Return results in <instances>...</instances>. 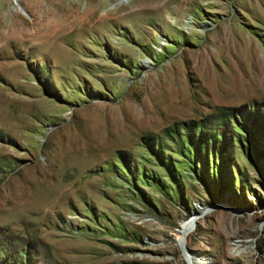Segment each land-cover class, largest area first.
Wrapping results in <instances>:
<instances>
[{"label":"rangeland","instance_id":"obj_1","mask_svg":"<svg viewBox=\"0 0 264 264\" xmlns=\"http://www.w3.org/2000/svg\"><path fill=\"white\" fill-rule=\"evenodd\" d=\"M185 252L264 264V0H0V262Z\"/></svg>","mask_w":264,"mask_h":264},{"label":"trees","instance_id":"obj_2","mask_svg":"<svg viewBox=\"0 0 264 264\" xmlns=\"http://www.w3.org/2000/svg\"><path fill=\"white\" fill-rule=\"evenodd\" d=\"M233 116L230 113H224L213 117L212 121L203 120L192 122L191 125H187L185 130V143H188V146L193 149L195 155L200 154V150L207 147L209 143H217L219 140L225 141V138L228 137V129L223 127L227 126V120ZM180 134L179 132H176ZM212 134V136H210ZM210 136V137H209ZM181 138V136H179ZM21 256L26 254L25 251L19 253ZM0 264H5L0 262ZM7 264V263H6ZM15 264H22V262H16Z\"/></svg>","mask_w":264,"mask_h":264},{"label":"bare ground","instance_id":"obj_3","mask_svg":"<svg viewBox=\"0 0 264 264\" xmlns=\"http://www.w3.org/2000/svg\"><path fill=\"white\" fill-rule=\"evenodd\" d=\"M92 10V9H91ZM90 10V11H91ZM90 15H89V24L91 25H95V23L98 21L96 19H94V15H95V11H91ZM88 14V13H87ZM86 16V15H85ZM86 23V22H85ZM93 27V26H92ZM20 29V30H19ZM21 33V34H24L26 33L25 29L24 28H16L15 26L14 27H11L9 28V31L6 32V36H12L13 34L15 33ZM8 36V37H9ZM15 37V36H14ZM13 38V37H12ZM9 42L12 41V39L8 40ZM199 208V214H202L204 211H208L209 208L207 206H204V207H198ZM235 212V211H234ZM196 215V213L194 214ZM194 222H196V220L193 219V216L192 217H187V218H183L179 225L177 226L176 230H175V237L178 238L179 241L183 242L185 240V237L193 230L194 228ZM185 256L187 258V260H189L190 264H195V261H193L192 259H194L192 257V255H189L187 252H185ZM200 264H204V263H200Z\"/></svg>","mask_w":264,"mask_h":264},{"label":"water","instance_id":"obj_4","mask_svg":"<svg viewBox=\"0 0 264 264\" xmlns=\"http://www.w3.org/2000/svg\"><path fill=\"white\" fill-rule=\"evenodd\" d=\"M183 245H184V241H183ZM184 247V246H183Z\"/></svg>","mask_w":264,"mask_h":264}]
</instances>
